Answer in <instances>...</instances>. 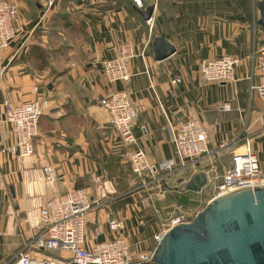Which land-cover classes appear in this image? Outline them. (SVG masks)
I'll use <instances>...</instances> for the list:
<instances>
[{
    "label": "crops",
    "instance_id": "crops-1",
    "mask_svg": "<svg viewBox=\"0 0 264 264\" xmlns=\"http://www.w3.org/2000/svg\"><path fill=\"white\" fill-rule=\"evenodd\" d=\"M11 1L19 11L16 37L0 49V103L5 98L21 103L46 96L49 108L40 118L32 155L17 159L0 154V264H7L33 236L40 208L73 188H85L96 203L86 215L88 246L117 235L107 221L125 215L126 242L144 250L156 244L162 219L153 211L162 195L187 192L186 183L198 172L208 177L212 169L218 175L220 158L223 173L230 166V153L243 151L245 137L264 173V101L256 93L249 97L247 78L252 52L257 57L264 51L258 0H157L151 28L138 12L151 5L150 0L142 7L132 0H55L49 10L47 0ZM160 35L175 52L155 60L153 39ZM125 40L143 55L131 60L128 84L110 83L101 61L114 57ZM31 45L45 50L42 67L26 58ZM223 54L240 59L234 69L237 80L202 83L200 61ZM174 77L182 83L170 85ZM124 87L139 113L138 145L150 162L173 155L170 138L181 122L199 118L209 130L210 154L185 169L177 167L160 184L164 194L155 183L138 188L141 178L132 173L126 148L112 136L107 113L99 105L103 96ZM224 103L230 111L220 108ZM235 137H240L237 143L218 151L222 141ZM0 140L12 141L3 121ZM45 164L56 169L53 183L42 178ZM145 196L150 207L142 202Z\"/></svg>",
    "mask_w": 264,
    "mask_h": 264
},
{
    "label": "built area",
    "instance_id": "built-area-1",
    "mask_svg": "<svg viewBox=\"0 0 264 264\" xmlns=\"http://www.w3.org/2000/svg\"><path fill=\"white\" fill-rule=\"evenodd\" d=\"M55 0H47V9H51ZM138 7L144 0H132ZM155 7L157 0H150ZM18 5L11 0H0V49L7 48L16 37L15 20L18 16ZM153 14V13H152ZM151 28L153 17L145 20ZM131 40L122 41L114 57L101 61V69L110 82L128 84L132 77L130 62L137 55ZM251 71L248 78V93H256L264 101V51L256 57L251 55ZM238 57L223 54L217 57L202 59L198 75L202 83H234V74L239 64ZM98 63H94L97 68ZM170 85L182 83L180 77L170 80ZM38 92V87H33ZM99 105L107 113V123L112 136L119 139L126 148L131 171L141 178L138 188L148 189L152 183L158 187L159 194H164L160 184L175 171L177 167L185 169L188 164L194 165L202 157L210 154L209 130L199 118H189L179 124L171 135L174 146L173 155L152 163L148 160L144 148L138 145L137 119L138 110L133 104L126 87L114 90L99 100ZM0 121L9 126L12 141L0 140V154L23 159L33 154V140L38 135L41 116L49 108L48 97H40L21 103H14L5 98L0 103ZM223 111H230V105L220 106ZM240 137L222 141L218 151L237 143ZM243 151L233 153L230 166L221 175L212 169L207 174L212 182L213 195L209 201L230 191L249 186L264 185V173L260 170L257 154L253 151L249 137L243 139ZM42 178L46 183L58 179L56 169L50 165L42 166ZM196 193L202 192V188ZM144 206L150 207V198H142ZM96 206L92 196L85 188H73L65 193L50 198L39 210L33 236L18 249L7 264H142L153 260L155 248L165 232L171 227L185 223L184 215L179 214L168 223H161L160 230L154 235L155 246L144 250L132 249L122 231L125 230L126 216L113 217L107 221L108 228L117 232L110 240L94 243L87 242L86 215Z\"/></svg>",
    "mask_w": 264,
    "mask_h": 264
},
{
    "label": "water",
    "instance_id": "water-1",
    "mask_svg": "<svg viewBox=\"0 0 264 264\" xmlns=\"http://www.w3.org/2000/svg\"><path fill=\"white\" fill-rule=\"evenodd\" d=\"M255 5L264 29V0ZM153 9L151 4L138 12L147 20ZM174 52L163 35L154 37L155 60ZM206 183V174L198 172L185 188L199 191ZM142 264H264V185L245 186L211 199L190 221L168 229L153 260Z\"/></svg>",
    "mask_w": 264,
    "mask_h": 264
},
{
    "label": "rangeland",
    "instance_id": "rangeland-1",
    "mask_svg": "<svg viewBox=\"0 0 264 264\" xmlns=\"http://www.w3.org/2000/svg\"><path fill=\"white\" fill-rule=\"evenodd\" d=\"M232 154L233 153H230V155H229L230 156V158H229L230 161H231V158H232ZM220 157H222L221 154H220ZM221 163H223L222 158H220V160L216 161V164H218L217 165V167H218V170H217L218 175L222 172V169H221L222 164ZM207 179H209V178H207ZM173 184H175V183H173ZM212 186H213L212 182L211 183L207 182L202 187V192L195 193V196L190 199L191 201H188L189 204H187L185 202V200L183 198H180V197H176V199L175 198L171 199L172 193L167 194V195L165 194V196L162 195V198H161L162 200H160L159 205L157 203L155 204L156 211H153V212L155 214H157V216H158V218H160V220L162 219L163 223L170 222V220L172 218H174L176 215H179V214H183L184 215L183 219L185 221H190L195 216V214L198 211H201L206 206V204L209 201V198L212 197V195H213V187Z\"/></svg>",
    "mask_w": 264,
    "mask_h": 264
},
{
    "label": "trees",
    "instance_id": "trees-1",
    "mask_svg": "<svg viewBox=\"0 0 264 264\" xmlns=\"http://www.w3.org/2000/svg\"><path fill=\"white\" fill-rule=\"evenodd\" d=\"M27 52L28 53L26 58L34 59L36 62L40 64V67L46 64V60L44 59L45 50L42 49L40 46L31 45ZM195 193H196L195 191H190V190H187V192H182V193H174L171 195V199L172 198L176 199V197H180L183 198L187 204H189L188 201H191L190 199L195 196Z\"/></svg>",
    "mask_w": 264,
    "mask_h": 264
}]
</instances>
